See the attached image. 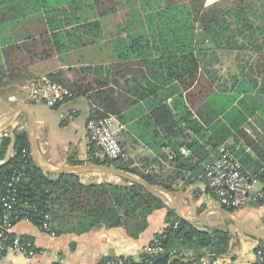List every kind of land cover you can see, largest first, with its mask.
I'll use <instances>...</instances> for the list:
<instances>
[{
  "label": "crops",
  "instance_id": "0c3cea01",
  "mask_svg": "<svg viewBox=\"0 0 264 264\" xmlns=\"http://www.w3.org/2000/svg\"><path fill=\"white\" fill-rule=\"evenodd\" d=\"M217 1L207 0V5ZM135 5H140L139 0H0V117L18 107L25 109L2 125L0 132L9 135L10 129L19 125L27 131L26 112H31L35 120L37 153L43 163L55 169L75 167V162L94 165L90 163L94 151L86 129L95 107L89 94L73 98L70 90L53 81L70 94V100L53 108L35 101L30 92L41 80L50 79V75L60 71L72 83L96 87L97 81L105 82L125 94L131 104L120 116L111 115L116 119L113 130L123 150L122 159L131 161L132 167L152 175L159 183L169 185L183 216L195 219L219 206L211 199L197 169H184L175 159L168 160L169 153L176 157L181 153L189 159H193L194 154L186 146L177 153L171 143L180 144L184 138L179 136L169 141V134L155 124L152 115L167 105L175 120L183 111L199 119V108H203L205 118L209 119L216 112L214 106L221 104L222 108L227 106L228 111L234 110L231 119L234 126H238L233 127V136L223 148L230 145L240 150L245 170L257 179L253 188L263 190L260 176L264 169V89L260 90L264 86V75L256 78L258 91L253 94L240 91L246 73L257 65L255 56L248 51H219L207 45V50L198 55L199 82L184 90L179 79H170L165 67L160 68L156 60L159 59L158 49L147 47V44L153 45L147 26L139 31L144 37L146 58L136 59L132 42L127 39L129 34L135 33L128 29ZM136 16L146 22L147 15ZM124 40L126 44L121 45ZM224 54H231L230 60L224 61ZM151 61L156 63L158 74L150 73L154 68ZM122 63L126 64L119 67ZM120 69L123 74L118 72ZM176 129H181L188 141L200 138L185 124ZM220 150L212 152L207 160L197 158V162L202 167L212 163ZM14 156V150L11 154L8 151L3 163ZM80 182L120 183L99 173L80 174ZM157 196L165 207L147 217L145 231L136 238L131 237L125 227L106 224L84 233L52 236L31 221L21 220L13 234L33 243L37 254L27 257L8 253L0 264H110L117 259L138 262L154 237L169 226L167 216L172 207L164 195L157 193ZM237 213L233 214L243 225L248 222L264 237V204H251ZM228 224H231L228 220L213 213L192 225L200 231H230L229 251L215 260L217 264H257L256 253L261 243ZM179 257L188 262L193 259V253L185 251ZM203 259L210 260L206 256Z\"/></svg>",
  "mask_w": 264,
  "mask_h": 264
},
{
  "label": "trees",
  "instance_id": "16d2710c",
  "mask_svg": "<svg viewBox=\"0 0 264 264\" xmlns=\"http://www.w3.org/2000/svg\"><path fill=\"white\" fill-rule=\"evenodd\" d=\"M139 4L133 6L134 18L128 22V29L135 33L127 37L132 42L136 59L146 58L143 49L145 45L142 44L144 37L139 31L147 26L149 39L153 43L147 44V47L158 49L159 59L156 60L160 62V68L165 67L167 77L179 79L184 90H187L200 80L198 55L207 50V45H212L219 51H248L255 56L257 65L246 73V80L242 82L240 91L253 94L259 90L256 78L264 75V0H219L210 5H207V0H139ZM141 13L147 15L146 22L136 16ZM125 44L126 40L121 43ZM150 56H153L152 52ZM124 64L126 63L118 66ZM150 65L154 66L150 73L158 74L156 63L151 61ZM118 72L123 74L121 69ZM49 77L70 90L74 94L73 98L88 93L95 105L90 118L120 116L131 105L125 94L117 92L105 82L97 81L96 87L72 83L64 77L63 71ZM263 89L264 86L260 91ZM68 100L70 97H65L53 108H58ZM220 105L214 106L216 112L209 119L205 118L203 108L197 111L199 119H194L189 111H183L175 120L173 111L167 105L153 113L155 124L167 131L169 141L179 136L184 138L180 144L171 143L177 153L184 146L193 152V159L177 154L175 163L181 168L197 169V174L203 175L204 167L197 160H207L212 152L222 149L233 136V127H238L234 126L231 119L234 110L228 111L227 106L222 108ZM182 124L195 131L201 141L198 138L188 141L181 129L175 131V127ZM13 134V139L10 135L0 137V215L4 209L1 199L8 193V184L15 171L24 173L23 180L16 184L18 201L13 209L19 216L17 222L28 220L41 227L43 216L49 214L52 230L57 235L84 233L97 225L106 224L110 227H125L129 235L136 238L145 231L147 217L155 210L165 207L164 201L156 192L127 181L122 180L119 184H82L79 174L46 175L34 162L27 131L16 128ZM11 147L15 156L3 163ZM241 160L243 163L244 159ZM90 163L115 168L143 182L162 186L173 192L169 185L159 183L152 175H146L132 167L131 161L122 158L102 161L94 156ZM73 164L77 166L83 163ZM260 179L264 184V169ZM262 204L264 201L254 205ZM167 224L165 252L156 259L155 264H191L200 262L205 256L213 262L229 251L232 240L229 230L200 231L181 220L175 209H170ZM185 251L193 253V259L188 262H183V257H179Z\"/></svg>",
  "mask_w": 264,
  "mask_h": 264
},
{
  "label": "built area",
  "instance_id": "2783aa9c",
  "mask_svg": "<svg viewBox=\"0 0 264 264\" xmlns=\"http://www.w3.org/2000/svg\"><path fill=\"white\" fill-rule=\"evenodd\" d=\"M35 101L46 103L54 107L62 102L70 94L61 86L55 84L49 78H44L32 89ZM115 117H91L87 123V134L91 145L94 146V156L102 161H115L123 157L122 147L117 139L113 126ZM21 129V125L14 129ZM6 136V134H4ZM4 135H0L3 137ZM176 155L168 154V160L173 161ZM0 172V179H1ZM24 173L15 171L8 184V193L1 199L3 212L0 215V260L8 253L22 254L33 257L37 254L33 243L16 237L13 229L18 223L19 216L13 209L17 204L16 184L23 180ZM206 189L211 194V199L226 210H240L251 204L264 201V189L255 190L256 177L250 175L244 168L242 162L229 150L222 148L220 154L212 163L204 165L202 175ZM51 216L45 214L41 229L44 232L56 236L51 227ZM167 234L165 231L154 237L152 242L144 249L138 262L132 259H117L110 264H155L165 252ZM256 262L264 264V246L261 245L256 253ZM191 264H217V261L202 259L200 262Z\"/></svg>",
  "mask_w": 264,
  "mask_h": 264
},
{
  "label": "water",
  "instance_id": "95a60500",
  "mask_svg": "<svg viewBox=\"0 0 264 264\" xmlns=\"http://www.w3.org/2000/svg\"><path fill=\"white\" fill-rule=\"evenodd\" d=\"M24 107H18L15 110L3 115L0 117V129L2 125L10 121L14 116L17 114L21 113L24 111ZM28 115V129H27V134H28V141L30 144L31 148V153L32 157L34 159L35 164L37 167L44 172L46 175H51V176H59L63 174H89V173H99V174H104L108 175L111 177H115L118 180H123L127 181L132 184H137L140 185L148 190H151L153 192L159 193L164 195L169 201L171 202L173 208L175 209L177 216L183 220L186 221L190 224H195L197 222H200L201 220L205 219L209 215L213 213H218L221 215L224 219L230 221L239 231H241L243 234L251 237L252 239L257 240L259 243L264 244V237L255 233L254 231H251L248 229L245 225H243L233 213H231L229 210H226L222 207H215L212 209H209L205 211L202 215L195 219H188L183 216L181 213L180 207L178 205L177 199L167 189L158 186V185H151L146 182L141 181L135 176H132L130 174H127L125 172L119 171L115 168L108 167L105 165H82V166H75V167H69V168H64V169H55L52 168L45 163L42 162L40 159L38 153H37V147H36V141H35V120L31 112H26Z\"/></svg>",
  "mask_w": 264,
  "mask_h": 264
},
{
  "label": "rangeland",
  "instance_id": "374dc122",
  "mask_svg": "<svg viewBox=\"0 0 264 264\" xmlns=\"http://www.w3.org/2000/svg\"><path fill=\"white\" fill-rule=\"evenodd\" d=\"M223 57V60L224 61H227V60H230V58H231V54H224V56H222ZM30 95H31V97L33 96V93H32V91L30 92ZM33 98V97H32ZM11 131H9V135L11 136V138L13 139L14 138V134H13V132H14V128L13 129H10ZM4 134H6L5 132H0V135H4ZM7 135V134H6ZM5 136V135H4ZM225 149H227V150H229L235 157H237L240 161H241V157H240V155H238V154H240L239 153V151L240 150H238L237 148H235V147H231L230 145L229 146H226L225 147ZM12 151H13V149H12V147L10 148V150H9V154H11L12 153ZM219 154H220V152L218 153V155H217V157L219 156ZM217 157H215V159H217ZM214 159V160H215ZM243 164V163H242ZM111 179H116L115 177H111ZM118 180V179H117ZM120 183H121V181L122 180H118ZM157 194V193H156ZM167 201H168V203H169V205H171V207H172V209H174L173 208V206H172V204H171V202L169 201V199H167ZM236 213H237V211H236ZM238 214V213H237ZM227 226H229V227H231L232 229H234L235 231H238L239 233H242L241 231H239L232 223L231 224H228ZM245 226L248 228V229H250L251 231H254V229H252V227H250L251 225L248 223V222H246V224H245ZM256 231V230H255ZM254 231V232H255ZM256 233V232H255ZM258 234V233H257ZM263 235H264V232H263ZM262 245V244H261Z\"/></svg>",
  "mask_w": 264,
  "mask_h": 264
}]
</instances>
